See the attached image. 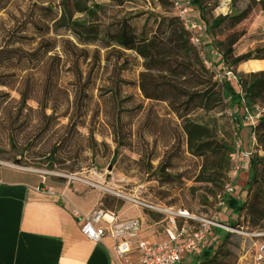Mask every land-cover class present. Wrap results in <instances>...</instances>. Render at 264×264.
I'll use <instances>...</instances> for the list:
<instances>
[{
    "label": "rangeland",
    "instance_id": "rangeland-1",
    "mask_svg": "<svg viewBox=\"0 0 264 264\" xmlns=\"http://www.w3.org/2000/svg\"><path fill=\"white\" fill-rule=\"evenodd\" d=\"M32 3L52 6L62 19L49 34L53 50L33 52L37 41L27 45L22 39L12 47L26 61L6 67L0 55V160L44 176L55 190H96L102 203L91 216L126 205L147 213L152 223L161 220L146 202L214 218L225 227L242 225V213L224 212L218 204L232 158L227 170L222 154L203 159L189 153L180 117L214 120L218 136L235 149L232 120L238 113L239 138L252 150L244 117L246 109L264 108V0H190L191 13L204 26V55L171 25L176 12L161 0H10L0 18L25 20ZM71 41L83 51H73ZM252 63L263 67L246 72ZM229 67L238 83L220 81ZM193 70L212 81L199 85ZM212 83H228L244 104L232 107L227 98L209 110L203 99ZM18 89L33 98L22 103ZM257 144L254 151L262 146L258 134ZM249 174L242 169L232 194L242 202L251 193ZM248 243L245 234L211 227L205 247L210 255L200 257L201 264H237Z\"/></svg>",
    "mask_w": 264,
    "mask_h": 264
},
{
    "label": "crops",
    "instance_id": "crops-1",
    "mask_svg": "<svg viewBox=\"0 0 264 264\" xmlns=\"http://www.w3.org/2000/svg\"><path fill=\"white\" fill-rule=\"evenodd\" d=\"M101 203L96 190H55L45 185L44 176L0 160V264H117L115 239L107 234L96 241L81 229L84 217L93 215ZM106 218L110 220V214ZM114 218L115 224L122 226L137 223V229L129 230L136 233L131 238L133 260L139 259V240L162 241L168 237L163 218L152 223L142 210L124 205ZM98 225L109 224L102 219ZM202 251L188 256L184 264H200ZM237 264H252L250 256L244 253Z\"/></svg>",
    "mask_w": 264,
    "mask_h": 264
},
{
    "label": "built area",
    "instance_id": "built-area-1",
    "mask_svg": "<svg viewBox=\"0 0 264 264\" xmlns=\"http://www.w3.org/2000/svg\"><path fill=\"white\" fill-rule=\"evenodd\" d=\"M167 1L174 8L176 16L187 31L192 45L198 49L201 55H204L206 52V49L203 48L204 26L202 21L191 13L190 0ZM212 55H219L218 50H213ZM238 80V75L230 67L224 69L223 77L220 79L222 83L224 81L238 83ZM241 98L243 104L244 98L242 95ZM250 109H246L244 119L247 122L246 124L251 126L252 150H246L243 147L235 127L236 124L232 125L236 148L232 156V167L229 173L230 182H228L224 193L218 195V204L223 208L224 212L228 209L224 196L234 193L236 181L240 177L242 169L250 167L254 147L258 146L257 134L254 128L262 119L264 108L255 105ZM134 201H137V199H134ZM143 204L162 215L165 223V233L168 237L162 241L139 240L136 244L139 252V259L137 260H133L130 256L133 243L131 238L135 237L136 233L129 231L131 228L137 229L136 222L128 226L115 224L114 213L103 212L104 214L98 213L95 216H85L81 228L82 232L96 241L102 240L107 234L115 239L114 255L117 264H184L188 256L195 255L205 249L211 227H222L226 228L230 233L239 232L245 234L249 241V249L247 252L245 251L246 256H250L252 264H264V229L248 230L243 225V218L241 221L242 225L237 223L234 226L230 224L229 227H225L217 219H203L191 214L188 210L174 209L163 204L151 205L146 202H143ZM107 214H110V220L106 218ZM102 219L108 222L109 225H98ZM181 219H184L183 223L179 222ZM125 231H129V233L125 235Z\"/></svg>",
    "mask_w": 264,
    "mask_h": 264
},
{
    "label": "trees",
    "instance_id": "trees-1",
    "mask_svg": "<svg viewBox=\"0 0 264 264\" xmlns=\"http://www.w3.org/2000/svg\"><path fill=\"white\" fill-rule=\"evenodd\" d=\"M195 1L196 0H193V2ZM161 2L170 4L167 0H161ZM9 3L10 0H6L4 3L0 1V12L5 9L7 10ZM6 12L8 13L9 11ZM61 19L62 16L57 15L56 12H54L52 6L38 5L36 3H32L29 6V13L26 15L25 20H20V18L16 19L13 16H9L8 21L0 18V35L3 34L2 42L0 44V55L2 54L1 62L6 67H11L14 65V61L23 58L19 53V48L12 47V45L19 43V41L22 39L27 45H31L33 41H37L38 46L33 52H37L41 47L45 48L44 52L46 53L53 50L55 48V46L51 44L53 37L49 36V34L52 31L53 23ZM10 21L12 23L14 22V26L8 29L9 31L5 32L8 27L7 23ZM170 22L172 26L179 30L181 36L190 40L187 31L181 25V22L177 16L170 18ZM2 28L3 31L1 30ZM19 32L21 35H18ZM193 48L192 49L194 52L197 53L195 47ZM76 49L83 51L82 48H78V46L72 42V50L76 51ZM26 59H28L27 56L23 58V61H26ZM2 63L0 64L2 65ZM202 68L205 74L208 73L204 66H202ZM191 73L198 80L199 85L204 86L212 81L210 74L209 78H205V75L201 76V74L195 72V70L191 71ZM0 82L2 83L1 80ZM25 89L28 91L29 87L27 86ZM26 90L18 89L19 94L21 95L22 103H26L27 100L33 98V96ZM204 95L205 97L203 99V104L206 108H209V110L216 108L227 98H230L229 103L232 107H239L244 104H242L241 95L236 92L228 83L219 87L217 84L212 83L210 90L208 88V91L205 92ZM52 110L53 114H51V117H54L56 109L52 108ZM63 115L67 116V114ZM180 118L182 120V128L186 135L189 153L203 159L212 155L222 154L224 155L225 159V167L228 170L229 163L233 154L235 153V149L232 148L228 142L218 136V126L216 122L214 120L199 121L197 118L188 114L182 115ZM72 123L83 124L84 122L75 120ZM235 123L238 125L240 123L238 113L234 114V119L232 120V125ZM254 131L256 134H258V139L259 142L262 143V146L261 149H257L253 152L250 160V174L247 184L249 185V190L251 193L245 202L238 200L236 197L230 194H226L224 196V200L228 208L232 209L235 213L243 214V225L245 223V226L248 230L264 229V115L254 128ZM209 255L210 250L205 248L202 251L201 257H203L204 261H206V259L209 258Z\"/></svg>",
    "mask_w": 264,
    "mask_h": 264
},
{
    "label": "bare ground",
    "instance_id": "bare-ground-1",
    "mask_svg": "<svg viewBox=\"0 0 264 264\" xmlns=\"http://www.w3.org/2000/svg\"><path fill=\"white\" fill-rule=\"evenodd\" d=\"M263 65L262 64H257V63H252L251 66L249 67V70H260V68H262Z\"/></svg>",
    "mask_w": 264,
    "mask_h": 264
}]
</instances>
